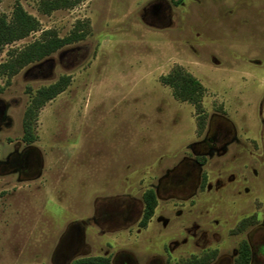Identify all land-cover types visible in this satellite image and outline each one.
Here are the masks:
<instances>
[{"label": "rangeland", "instance_id": "obj_1", "mask_svg": "<svg viewBox=\"0 0 264 264\" xmlns=\"http://www.w3.org/2000/svg\"><path fill=\"white\" fill-rule=\"evenodd\" d=\"M40 1L0 0L6 20L19 5L38 22L0 65L43 32L83 38L0 74V264H232L241 241L258 244L264 0H82L49 14ZM176 66L204 88L199 108L162 84ZM61 77L24 143L29 102Z\"/></svg>", "mask_w": 264, "mask_h": 264}, {"label": "trees", "instance_id": "obj_2", "mask_svg": "<svg viewBox=\"0 0 264 264\" xmlns=\"http://www.w3.org/2000/svg\"><path fill=\"white\" fill-rule=\"evenodd\" d=\"M82 2V0H41L39 9L43 14H49L59 9H69ZM38 22L28 15L21 6L17 5L9 20L0 16V51L3 46L16 40L22 39L31 32L37 31ZM83 35L72 34L68 38H59L52 32H43L40 39L27 45L18 52L11 53L8 60L0 65V74L7 78L14 76L23 67L38 62L65 45L82 39ZM162 84L168 86L173 96L182 102L192 104L196 108L200 107L204 93L202 85L181 67L176 66L161 79ZM68 79L61 77L54 84L36 91L29 102L22 120V141L31 143L34 141L33 123L38 110L56 95L61 93L67 86ZM1 91V88H0ZM144 210L141 226H146L156 207V197L153 191L149 190L142 197ZM245 222H241L239 227H244ZM250 250L245 241L241 242L238 255L234 264H249ZM76 264H110V260L104 257H92L82 259Z\"/></svg>", "mask_w": 264, "mask_h": 264}, {"label": "flooded vegetation", "instance_id": "obj_3", "mask_svg": "<svg viewBox=\"0 0 264 264\" xmlns=\"http://www.w3.org/2000/svg\"><path fill=\"white\" fill-rule=\"evenodd\" d=\"M24 155L25 154L23 153L21 155V157H23ZM240 224H239V226H240ZM239 226H238V229L239 230L242 229V227H239ZM243 241H241V242H243ZM241 242L238 245V248L236 251V256H235L234 260L236 259L237 255H238V249H239ZM245 242L247 243L249 250H250L249 264H264V235L260 238V242L258 244L257 243L254 244V243H251L248 241H245ZM234 260H233L232 264H234Z\"/></svg>", "mask_w": 264, "mask_h": 264}]
</instances>
